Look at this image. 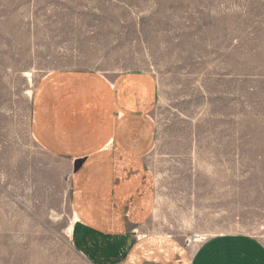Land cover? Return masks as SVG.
Masks as SVG:
<instances>
[{
	"label": "rangeland",
	"instance_id": "374dc122",
	"mask_svg": "<svg viewBox=\"0 0 264 264\" xmlns=\"http://www.w3.org/2000/svg\"><path fill=\"white\" fill-rule=\"evenodd\" d=\"M218 235L264 240V0H0V264Z\"/></svg>",
	"mask_w": 264,
	"mask_h": 264
},
{
	"label": "crops",
	"instance_id": "0c3cea01",
	"mask_svg": "<svg viewBox=\"0 0 264 264\" xmlns=\"http://www.w3.org/2000/svg\"><path fill=\"white\" fill-rule=\"evenodd\" d=\"M132 90L122 88L121 96H128ZM191 264H264V240L246 235L213 236L196 250Z\"/></svg>",
	"mask_w": 264,
	"mask_h": 264
}]
</instances>
